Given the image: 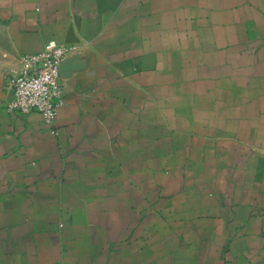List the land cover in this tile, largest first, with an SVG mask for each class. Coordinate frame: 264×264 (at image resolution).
<instances>
[{
  "label": "crops",
  "instance_id": "obj_1",
  "mask_svg": "<svg viewBox=\"0 0 264 264\" xmlns=\"http://www.w3.org/2000/svg\"><path fill=\"white\" fill-rule=\"evenodd\" d=\"M0 264H264V0H0Z\"/></svg>",
  "mask_w": 264,
  "mask_h": 264
},
{
  "label": "built area",
  "instance_id": "obj_2",
  "mask_svg": "<svg viewBox=\"0 0 264 264\" xmlns=\"http://www.w3.org/2000/svg\"><path fill=\"white\" fill-rule=\"evenodd\" d=\"M67 54L66 47L51 41L39 54L24 55L20 72L9 80L12 98L7 110L35 112L47 125H54L64 103L60 71Z\"/></svg>",
  "mask_w": 264,
  "mask_h": 264
},
{
  "label": "water",
  "instance_id": "obj_3",
  "mask_svg": "<svg viewBox=\"0 0 264 264\" xmlns=\"http://www.w3.org/2000/svg\"><path fill=\"white\" fill-rule=\"evenodd\" d=\"M62 68V67H61ZM60 73H61V71H60Z\"/></svg>",
  "mask_w": 264,
  "mask_h": 264
}]
</instances>
